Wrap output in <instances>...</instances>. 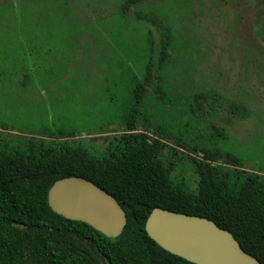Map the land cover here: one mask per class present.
I'll return each instance as SVG.
<instances>
[{
	"label": "rangeland",
	"instance_id": "rangeland-1",
	"mask_svg": "<svg viewBox=\"0 0 264 264\" xmlns=\"http://www.w3.org/2000/svg\"><path fill=\"white\" fill-rule=\"evenodd\" d=\"M124 2L0 0V144L62 133L102 157L124 130L150 40L161 50L170 38L136 122L168 146L172 180L196 189L197 147L264 175V0ZM200 91L220 100L197 102Z\"/></svg>",
	"mask_w": 264,
	"mask_h": 264
},
{
	"label": "trees",
	"instance_id": "trees-1",
	"mask_svg": "<svg viewBox=\"0 0 264 264\" xmlns=\"http://www.w3.org/2000/svg\"><path fill=\"white\" fill-rule=\"evenodd\" d=\"M148 1L125 0L124 9ZM259 20L263 22L264 15ZM171 42L167 38L158 50L150 40L147 72L132 92L124 130L102 157L62 133L49 139L19 137L15 146L0 144V264H194L165 251L148 236L145 221L154 208L213 221L264 264V175L243 171L231 157L222 162L229 156L219 150L197 147L202 160L191 156L187 160L198 178L196 189L189 190L182 180L171 178L172 166L162 157L166 143L145 134L144 120L136 122L154 63H164ZM194 99L220 100L208 91L196 92ZM229 107L236 114L238 105ZM68 176L87 179L121 205L126 223L118 237L108 238L51 210L48 190Z\"/></svg>",
	"mask_w": 264,
	"mask_h": 264
},
{
	"label": "water",
	"instance_id": "water-1",
	"mask_svg": "<svg viewBox=\"0 0 264 264\" xmlns=\"http://www.w3.org/2000/svg\"><path fill=\"white\" fill-rule=\"evenodd\" d=\"M47 200L56 214L86 223L108 238L118 237L126 223L124 210L109 193L78 176L55 181ZM145 231L162 249L194 264H260L229 231L204 217L154 208Z\"/></svg>",
	"mask_w": 264,
	"mask_h": 264
},
{
	"label": "flooded vegetation",
	"instance_id": "flooded-vegetation-1",
	"mask_svg": "<svg viewBox=\"0 0 264 264\" xmlns=\"http://www.w3.org/2000/svg\"><path fill=\"white\" fill-rule=\"evenodd\" d=\"M11 142L15 146V138ZM5 157H15V155H6Z\"/></svg>",
	"mask_w": 264,
	"mask_h": 264
}]
</instances>
